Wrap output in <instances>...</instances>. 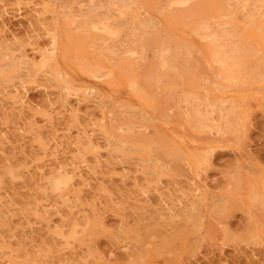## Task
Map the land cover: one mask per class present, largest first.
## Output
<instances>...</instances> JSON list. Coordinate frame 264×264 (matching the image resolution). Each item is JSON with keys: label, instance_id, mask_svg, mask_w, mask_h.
I'll return each mask as SVG.
<instances>
[{"label": "rangeland", "instance_id": "rangeland-1", "mask_svg": "<svg viewBox=\"0 0 264 264\" xmlns=\"http://www.w3.org/2000/svg\"><path fill=\"white\" fill-rule=\"evenodd\" d=\"M263 13L0 0V264H264Z\"/></svg>", "mask_w": 264, "mask_h": 264}, {"label": "bare ground", "instance_id": "bare-ground-1", "mask_svg": "<svg viewBox=\"0 0 264 264\" xmlns=\"http://www.w3.org/2000/svg\"><path fill=\"white\" fill-rule=\"evenodd\" d=\"M248 13H249V12H248ZM255 13H256V12H255ZM257 14H258V13H257ZM263 14H264V13H263ZM250 15H251V14H250ZM250 15H249V16H250ZM246 16H247V15H246ZM246 16H245V17H246ZM255 16H256V15H255ZM250 17H251V16H250ZM251 19H252V18H251ZM251 19H250V20H251ZM234 20H235V19H234ZM260 20H261V19H260ZM191 22H192V21H191ZM253 23H254V22H253ZM188 24H189V23H188ZM208 36H209V35H208ZM205 38H206V37H205ZM202 39H203V38H202ZM75 40H76V39H75ZM239 41H240V40H239ZM262 44H264V43H262ZM46 52H47V51H46ZM177 141H178V140H177ZM150 161H151V160H150Z\"/></svg>", "mask_w": 264, "mask_h": 264}]
</instances>
